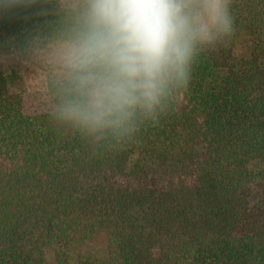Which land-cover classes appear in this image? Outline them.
<instances>
[{"label": "trees", "instance_id": "16d2710c", "mask_svg": "<svg viewBox=\"0 0 264 264\" xmlns=\"http://www.w3.org/2000/svg\"><path fill=\"white\" fill-rule=\"evenodd\" d=\"M230 11V40L119 141L26 114L0 63V264H264V0ZM60 22L57 0L0 7V59Z\"/></svg>", "mask_w": 264, "mask_h": 264}, {"label": "clouds", "instance_id": "9594fccd", "mask_svg": "<svg viewBox=\"0 0 264 264\" xmlns=\"http://www.w3.org/2000/svg\"><path fill=\"white\" fill-rule=\"evenodd\" d=\"M35 0H0V7ZM61 22L37 37L52 120L101 144L131 138L186 89L199 55L234 34L231 0H57Z\"/></svg>", "mask_w": 264, "mask_h": 264}, {"label": "rangeland", "instance_id": "374dc122", "mask_svg": "<svg viewBox=\"0 0 264 264\" xmlns=\"http://www.w3.org/2000/svg\"><path fill=\"white\" fill-rule=\"evenodd\" d=\"M247 46V40L239 39L237 54L247 52ZM0 63L10 78L13 90L22 94L26 114L33 115L53 110V99L48 91L49 71L33 58V53L27 56L18 54L5 56L0 59Z\"/></svg>", "mask_w": 264, "mask_h": 264}]
</instances>
